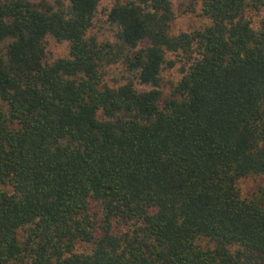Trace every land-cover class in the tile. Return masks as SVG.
<instances>
[{"label": "trees", "instance_id": "16d2710c", "mask_svg": "<svg viewBox=\"0 0 264 264\" xmlns=\"http://www.w3.org/2000/svg\"><path fill=\"white\" fill-rule=\"evenodd\" d=\"M101 2L0 0V264H264V0Z\"/></svg>", "mask_w": 264, "mask_h": 264}, {"label": "rangeland", "instance_id": "374dc122", "mask_svg": "<svg viewBox=\"0 0 264 264\" xmlns=\"http://www.w3.org/2000/svg\"><path fill=\"white\" fill-rule=\"evenodd\" d=\"M107 5V0H102L100 4V8L98 11V19L103 20L105 19V13L103 12L104 8ZM179 4L176 5V8H179ZM180 10V9H179ZM179 21L181 18H184L183 20L178 23V28H187L191 27L192 25H195V21H197L196 18H191V16L188 15H182V17L179 15ZM46 45V58L48 61L57 59V58H63L68 56V44L66 42H57L52 37H48L45 42ZM261 182V180H254L252 178L245 180L241 183L242 191L244 194L247 192H250L254 190L257 185Z\"/></svg>", "mask_w": 264, "mask_h": 264}]
</instances>
